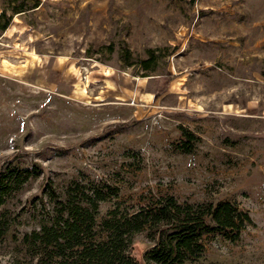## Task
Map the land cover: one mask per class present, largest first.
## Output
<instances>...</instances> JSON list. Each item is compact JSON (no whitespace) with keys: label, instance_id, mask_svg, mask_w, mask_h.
<instances>
[{"label":"rangeland","instance_id":"1","mask_svg":"<svg viewBox=\"0 0 264 264\" xmlns=\"http://www.w3.org/2000/svg\"><path fill=\"white\" fill-rule=\"evenodd\" d=\"M8 167L38 175L0 209V264H64L35 234L75 190L106 198L94 241L115 213L170 196L233 203L253 223L204 236L203 262L264 264V0H0ZM157 242L145 229L129 254L146 264Z\"/></svg>","mask_w":264,"mask_h":264},{"label":"trees","instance_id":"2","mask_svg":"<svg viewBox=\"0 0 264 264\" xmlns=\"http://www.w3.org/2000/svg\"><path fill=\"white\" fill-rule=\"evenodd\" d=\"M24 11L23 8L14 9L16 14ZM11 22L12 17L6 18L3 30ZM131 57V51L125 50L124 59ZM156 62L155 52L150 53V58L139 60L145 71H154L152 64ZM36 175L38 172L30 169L8 167L2 171L0 209L15 190ZM47 188L51 194H55L51 186ZM74 193L78 198L79 190ZM81 196L79 200L68 198L60 201L62 208L54 225L44 226L42 235L35 234L43 244L56 247L58 257L64 264H138L129 254V247L133 236L148 228L155 231L158 242L146 252V264H207L202 260L204 236L219 232L228 240L237 241L242 231L253 223L248 213L230 202L180 204L170 196L131 215L115 213L103 222L105 237L94 241L89 234L97 225L99 203L106 198L99 190Z\"/></svg>","mask_w":264,"mask_h":264}]
</instances>
